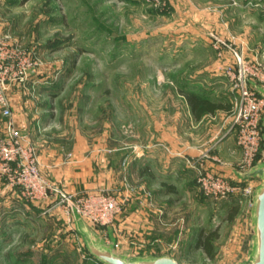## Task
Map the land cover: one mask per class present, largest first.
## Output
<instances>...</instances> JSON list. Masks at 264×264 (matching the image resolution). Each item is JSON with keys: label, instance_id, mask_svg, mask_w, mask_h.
Segmentation results:
<instances>
[{"label": "rangeland", "instance_id": "1", "mask_svg": "<svg viewBox=\"0 0 264 264\" xmlns=\"http://www.w3.org/2000/svg\"><path fill=\"white\" fill-rule=\"evenodd\" d=\"M0 37L37 63L8 80L13 122L0 114V264H103L80 221L128 258L249 262L252 206L206 198L196 166L241 161L222 143L223 69L236 53L264 67V0H0ZM182 92L230 109L197 121ZM30 148L41 181L23 188ZM214 232L209 258L197 242Z\"/></svg>", "mask_w": 264, "mask_h": 264}, {"label": "built area", "instance_id": "2", "mask_svg": "<svg viewBox=\"0 0 264 264\" xmlns=\"http://www.w3.org/2000/svg\"><path fill=\"white\" fill-rule=\"evenodd\" d=\"M235 57L236 61L223 69L229 78L233 97L230 129L227 133L235 135L238 147L242 151V158L237 167L233 168L230 177L208 170L199 163L196 166L197 182L206 198L222 200L238 196L240 203L248 202L252 206V197L257 186L250 178H242L239 174L248 172L264 158V96L252 85L256 83L264 87V67L257 63L255 65L247 63L238 53ZM36 65L29 55L21 52L16 45L10 44L6 38L0 37V114L11 123L13 122L9 97L11 85H8V80H15L19 75L26 78L27 72ZM29 150L30 153L25 155L24 166L20 165L23 170L22 174H19V185L24 186L23 188H36V182L40 180L38 161L35 151L31 148ZM14 159L8 160L11 162ZM111 203L104 202L98 211V215L105 221H109L120 211L117 203Z\"/></svg>", "mask_w": 264, "mask_h": 264}, {"label": "water", "instance_id": "3", "mask_svg": "<svg viewBox=\"0 0 264 264\" xmlns=\"http://www.w3.org/2000/svg\"><path fill=\"white\" fill-rule=\"evenodd\" d=\"M252 85L264 96V88L262 86L256 83H252ZM239 176L250 179L256 178L260 181L252 197L251 226L253 243L250 249L249 262L241 264H264V158L260 164L254 166L248 172L239 174ZM78 223V230L84 237L88 251L103 264H180L169 256H138L128 258L124 255H118L114 251V239L113 243L108 245L93 233L84 222L80 221Z\"/></svg>", "mask_w": 264, "mask_h": 264}, {"label": "trees", "instance_id": "4", "mask_svg": "<svg viewBox=\"0 0 264 264\" xmlns=\"http://www.w3.org/2000/svg\"><path fill=\"white\" fill-rule=\"evenodd\" d=\"M185 97L191 112L195 118V120L200 121L207 114H215L218 110H228L230 109L229 105H224L222 103H216L210 101L206 98H203L193 92H182ZM239 207L234 208L232 213L227 218L228 221H232L234 217L238 214ZM218 238L216 232L210 233L207 235L201 234L198 237V247L202 249L209 258L213 257L214 244L213 241Z\"/></svg>", "mask_w": 264, "mask_h": 264}, {"label": "crops", "instance_id": "5", "mask_svg": "<svg viewBox=\"0 0 264 264\" xmlns=\"http://www.w3.org/2000/svg\"><path fill=\"white\" fill-rule=\"evenodd\" d=\"M4 121L8 122L9 120L7 118H4ZM222 143H225V144L226 143H230V166H231V162H232L231 160L235 158L236 154L242 155V151H241L240 148L238 149L237 147H234L235 144H237L235 135H229V136L225 137L223 139ZM221 147H222V145L219 146L218 149H220ZM211 167H212L213 171H215V172H219V173L226 172V173H229L228 171H225V169H223L219 163H215V164L211 163ZM232 173H233V168L230 167V175Z\"/></svg>", "mask_w": 264, "mask_h": 264}]
</instances>
